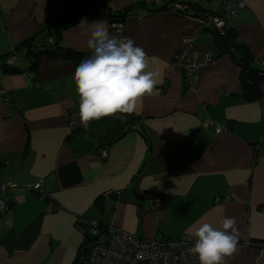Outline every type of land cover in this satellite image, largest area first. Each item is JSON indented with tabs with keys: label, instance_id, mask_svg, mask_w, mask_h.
<instances>
[{
	"label": "crops",
	"instance_id": "crops-1",
	"mask_svg": "<svg viewBox=\"0 0 264 264\" xmlns=\"http://www.w3.org/2000/svg\"><path fill=\"white\" fill-rule=\"evenodd\" d=\"M99 1L111 11L135 6L123 31L147 54L157 86L132 114L84 128L72 79L81 62L43 54L31 69L23 43L46 46L53 38L90 53L82 32L98 20L107 26L106 19L92 14L56 28L86 0H0V55L13 53L11 66L21 69L0 70L7 96L0 104V183L14 185L0 191L9 205L0 214V264H93L77 260L89 218L164 239L194 237L204 222L219 228L225 217L235 219L238 236L226 264H264V80L244 82L215 32L185 17L149 11L143 0ZM174 1L200 0L162 3ZM234 1L232 42L245 50L249 67H263L264 0ZM186 36L216 58L189 93L182 72L170 65ZM206 120L223 130L204 127ZM38 180L44 196L28 188ZM106 190L119 193L103 196ZM139 191L144 198L136 202ZM155 195L163 198L160 207L148 198Z\"/></svg>",
	"mask_w": 264,
	"mask_h": 264
},
{
	"label": "built area",
	"instance_id": "built-area-1",
	"mask_svg": "<svg viewBox=\"0 0 264 264\" xmlns=\"http://www.w3.org/2000/svg\"><path fill=\"white\" fill-rule=\"evenodd\" d=\"M144 4L154 3L163 5L162 0H143ZM210 5L217 6L216 11H211ZM166 12L185 17L195 22L201 29L212 30L218 35L226 36L228 30L233 27V19L236 16L238 5L234 0H200L196 3L174 1L167 5ZM131 15L124 16L123 20H111L107 22V28L112 35L126 37L123 24ZM50 39L49 43H54ZM215 55L211 48H202L194 44L190 36L183 37L179 50L174 55L170 65L179 69L183 76V92H194L198 89L201 73L204 69L215 64ZM15 61L14 55L5 60L7 65ZM264 67V63L262 64ZM7 100L5 91L0 89V104ZM73 127V124L70 123ZM204 127L220 132L223 128L211 120H206ZM106 150L102 149L101 155L106 156ZM41 180L28 186L40 196L42 192ZM14 185L0 183V191ZM117 190H106L103 196L117 195ZM144 198V191H139L136 202ZM149 200L155 207L163 205V198L155 195ZM9 208L8 203L0 198V214ZM84 236L90 238L82 245L81 260H87L93 264H196L197 258L192 256L188 249L194 244L191 238H164L149 239L126 232L113 224H102L98 219L89 218L83 228Z\"/></svg>",
	"mask_w": 264,
	"mask_h": 264
},
{
	"label": "clouds",
	"instance_id": "clouds-1",
	"mask_svg": "<svg viewBox=\"0 0 264 264\" xmlns=\"http://www.w3.org/2000/svg\"><path fill=\"white\" fill-rule=\"evenodd\" d=\"M87 21L82 20L77 27ZM90 55L75 68L73 82L79 97L80 124L116 113L132 114L142 97L152 95L156 73L147 71L145 51L128 37L110 34L99 20L82 32ZM162 83V81H161ZM194 244L188 252L199 264H226L237 248L235 219L225 217L219 228L211 223H200L193 231Z\"/></svg>",
	"mask_w": 264,
	"mask_h": 264
},
{
	"label": "trees",
	"instance_id": "trees-1",
	"mask_svg": "<svg viewBox=\"0 0 264 264\" xmlns=\"http://www.w3.org/2000/svg\"><path fill=\"white\" fill-rule=\"evenodd\" d=\"M140 4L146 7V9L148 8L149 11H165V9H167L168 7V4L161 6L155 5L154 3L144 4L143 2H140ZM150 5L157 7L152 8L150 7ZM134 8L135 6H128L123 9L111 11L105 4H103L99 0H86L84 5L75 9H71L70 11L62 15L56 22L55 27L58 28L61 24L65 23H74L92 14H99L104 17L106 21L123 20L124 16L127 15H131V17L129 18L131 19L135 16L132 12ZM232 33L233 28H230L228 30L226 36L218 35L215 33L218 45L223 48L230 56H232L233 59L240 65L244 82L250 83L252 85H257L259 81L264 80V67H249L251 59H249L245 50L238 48L233 44ZM54 40V43H48V45L46 46L35 45L31 40H27L23 43L24 47H26L27 55L32 62L30 66L31 69H34L37 66L38 58L43 54L61 61L77 62H82L90 55V53L87 52L73 50L68 47H61L57 44L56 39ZM10 55H13V53L0 55V70H2L3 72H20L21 69L19 67L7 65L5 63V60ZM89 240L90 238L88 236H84L83 242L81 243L78 250L77 260L80 259V255L83 253V251H81L82 245Z\"/></svg>",
	"mask_w": 264,
	"mask_h": 264
}]
</instances>
